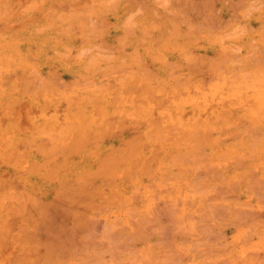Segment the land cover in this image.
I'll return each instance as SVG.
<instances>
[{
    "label": "rangeland",
    "instance_id": "374dc122",
    "mask_svg": "<svg viewBox=\"0 0 264 264\" xmlns=\"http://www.w3.org/2000/svg\"><path fill=\"white\" fill-rule=\"evenodd\" d=\"M243 1L0 0V221L2 214L7 216L9 209L11 210L12 205L18 201L22 202L25 199V202L29 200L30 203L33 200L31 201L29 197L45 198L44 190L51 183L63 184L62 187H64L76 182L80 179L76 176L81 177L84 171H87V174L88 170L93 168V160L97 156L106 157L108 156L106 154H109V157L115 158L117 164L110 173L101 175L105 179L111 176V180L107 179L109 184L115 183L109 185L105 181L107 184L105 185L104 179L101 177H97V181H95L97 185L100 183L102 185L98 186L100 193L97 190L98 195L94 197L93 201H96V204L97 202L98 204L105 203L104 206H107L105 209L99 204L100 211L98 213L93 212V209L90 210L93 213L92 216L95 215L93 220L94 218L99 220L96 223H99L100 234L97 232L96 238L97 235H100L98 239H104V236L109 233L108 230L106 231L107 228L113 230L112 233L118 234L126 223L128 227H123L120 232L133 226L135 221H138V219L136 220L138 216H144L147 207L146 204L143 207V203H147V200L153 206L150 208L156 210L162 206L160 203L163 200L161 201V199H167L166 202H162L165 209L169 207L167 211L177 208L178 210L184 209L186 213L175 220L174 217L168 219L167 215H164L162 218L167 217L164 222L162 221L164 219L160 220L161 216H159L160 218L152 217L151 212L150 227L153 229L155 227L157 232L166 227L165 231L155 232V238H159L160 243L163 240L162 244H158L162 247L160 250L161 259L165 257L162 260H169L172 256L169 260L171 263L175 261V257L178 258H176L177 263L180 262L181 257L176 255V246L173 245L175 240L180 242L178 250L181 249V253L182 250L187 253H184L186 256L183 257V261L187 262L188 259L189 264H191L190 261H193V256L200 253L199 249H203L204 246L211 247L210 251L222 252L224 255L222 254L221 259L229 260L234 264H244L245 259L257 257L256 254L264 255V186H262L264 185V0ZM189 4L192 5L189 6ZM191 6L193 8L188 9ZM232 6L234 9L231 8ZM215 10L216 13H210ZM177 32L179 33L177 34ZM191 57L198 58V60L201 57V61L202 59L204 61L203 67L200 69L199 63L194 67L190 63ZM188 60L192 67L187 65ZM208 65L209 67H206ZM142 68L148 70L142 71ZM197 70H200L201 73ZM36 73L38 74L35 75ZM240 74H243L241 81L239 80ZM207 75L209 77H206ZM42 76H44L43 82L41 81ZM144 78L147 79L144 81ZM28 79L33 83L31 84ZM46 79L50 81L45 82ZM142 81L147 82L148 87ZM182 81L184 82L178 84ZM158 97L160 99L156 101ZM148 99L150 104L145 109ZM258 108L259 110L256 111L255 109ZM131 113L133 114L131 115ZM153 117L155 120L152 119ZM111 121L112 123H110ZM89 125L92 129H89L90 131L89 127L86 129V126ZM158 125L159 129L163 128L160 130L161 133L163 131L170 137L164 136V134L161 137L160 134L159 138L151 137V135L145 138L144 130L145 133L148 130H153L154 133ZM182 127L186 130H183ZM243 128L247 131H244ZM200 131L201 133H199ZM102 132L107 133L104 134L105 136L99 135ZM187 132L188 136H186ZM203 132L205 135L202 134ZM254 132L258 136L257 138L254 136ZM136 133L141 135L138 134L134 137ZM96 135L98 139H94L96 144L92 145L95 142L92 136ZM183 135L185 136L181 138ZM186 137L190 138L186 140ZM200 140H203L201 143L204 142V144L199 148V144L196 143H200ZM130 150H133L134 153H131L132 160L128 161L126 152ZM180 155L183 156V159L185 156H189L191 161L189 157H187L188 160L187 158L183 160L182 157H179ZM91 156H95L94 159ZM179 158L181 159L179 163H175ZM136 161L140 165L142 163L146 165L149 162L146 167L152 166V164L155 167L152 166L153 170H148V173H142L143 171L140 172L141 166L139 168ZM43 162H46L48 167H41ZM90 162L91 166H88ZM133 163L138 166L137 170ZM196 164L198 165L196 166ZM204 164L205 166L208 164V166L205 167ZM133 168L136 171H133ZM181 168H184L183 171ZM199 168L201 169L199 170ZM48 169L53 170L51 172ZM78 169L81 174L77 171ZM214 170H217V174ZM123 171L126 174L122 176L120 174ZM113 173L120 174L113 176ZM129 173L131 175L134 173L133 177H130ZM219 174L220 177L217 178ZM240 178L243 179L240 180ZM249 179L254 182L250 183ZM231 182L233 183L231 184ZM147 183H151L149 185L152 187H147ZM211 185L213 186L211 187ZM216 188H219L221 192L219 190L217 192ZM137 189V192L140 193L136 192ZM132 191L140 195H136ZM81 193L90 194L88 191L85 193L84 188ZM109 193L111 195L108 196ZM132 193L136 196H133ZM257 193L260 195L258 196ZM154 194H157L158 198L154 197ZM212 194L216 195L215 198L211 197ZM6 195H8L7 198ZM102 195L106 200L102 198ZM151 195L152 197H149ZM205 196L207 197L205 198ZM85 197L90 198L91 196L86 195ZM122 197L123 199H121ZM209 197L212 198H210L212 201L207 199ZM153 198L154 201H151ZM204 199L207 200L204 202ZM108 200L111 202L109 203ZM194 201L198 202L193 204ZM86 202L89 205L88 208H91L93 204L92 202L89 204L90 199L86 201L82 199L79 204L84 207ZM215 202L217 205L221 203L226 206L225 204H227V217L223 218L222 224L220 223L224 227L219 225L226 236L223 235L224 238L217 237L221 238V241H225L224 243L227 242L223 243L225 250L219 240L215 245L213 241L208 244L206 240H202L199 243L197 239L199 243L196 244L197 246H189L191 241L186 240L189 236L185 239L181 238L183 235L187 236L184 233L187 232L185 229L192 226L191 229L198 228L207 222L208 218L204 221L200 217L204 212H210L209 207L210 205L212 207ZM205 203L210 205L207 207L208 204L205 205ZM193 205H195L194 209H191ZM170 206L175 208L170 209L172 208ZM131 207L134 209V215L133 212H129ZM242 207H248L249 214L246 215L244 214L246 212H243L244 216L238 218L239 215L236 216L235 210L246 211L247 208ZM149 210L148 206L147 212ZM87 213L89 212L87 211ZM193 214L196 215L195 218L192 217ZM245 215L248 221L244 219ZM254 215H257L254 221L249 222L250 217L252 219ZM256 217H260L259 220ZM180 220L183 222L185 220L186 223L183 224ZM177 221H180L179 224L182 223L178 225ZM69 222L66 223L72 225V222ZM171 222L174 223L172 227ZM175 222L178 226L182 225L183 227L174 226ZM260 222L261 227L259 228ZM1 223L0 255L4 259L0 257L2 258L0 264H12L13 260L17 258L15 263L24 264L22 253L26 249H23L22 246L25 242L20 241L22 234L18 224L15 223L11 230L5 233ZM121 223L125 224L122 226ZM113 225L114 227H112ZM167 226H170L169 229L173 230V233ZM249 226L250 228H248ZM174 227L178 228L177 231H174ZM256 227L258 231L255 230ZM71 230L72 228L69 226L67 231L71 233L70 235L76 234L80 239L81 233ZM166 231L170 232L171 239H168L167 235L165 237ZM192 233L196 236V232ZM155 238L154 240H156ZM179 238L185 241L179 240ZM103 239L99 240L103 242ZM165 239H168L169 242L167 240L165 242ZM246 239H249L248 242ZM3 242L4 245H2ZM98 243L96 242L97 245ZM165 243L172 244L173 248H170L169 244L166 246ZM76 247H79V250L77 249L79 253L72 249L71 253L67 252L70 257H56L57 264H90V258L97 264V260L104 256H101L102 252L100 255L97 254L99 257L94 256L100 247L102 249L100 244L98 249H94L95 246L92 247L94 250L91 251L93 252L86 248L89 250L87 252L84 249L85 246L82 245ZM101 249L97 252L99 253ZM102 251L110 253L107 257V253L104 256L108 258V261L114 259L111 257V252L103 249ZM250 251L252 253L255 251V255H252ZM189 253L192 254L190 259L189 257L185 259ZM15 254H18L17 257L12 258L15 257ZM66 254L64 255L66 256ZM128 255V253L123 255L124 264H130ZM93 258L95 260H92ZM34 261L36 262V260ZM98 261L102 262V260ZM115 262H117L116 259L110 264H115ZM119 262L118 264L123 263ZM38 263L40 264V261ZM161 263L166 264L165 261L160 260Z\"/></svg>",
    "mask_w": 264,
    "mask_h": 264
},
{
    "label": "bare ground",
    "instance_id": "6f19581e",
    "mask_svg": "<svg viewBox=\"0 0 264 264\" xmlns=\"http://www.w3.org/2000/svg\"><path fill=\"white\" fill-rule=\"evenodd\" d=\"M187 1H189V0H187ZM212 1H214V0H212ZM239 1V0H238ZM241 1V0H240ZM245 1V0H244ZM243 1V2H244ZM211 2V1H210ZM209 2V3H210ZM234 2H235V0H234ZM190 3V2H189ZM209 3H208V6H210L209 5ZM203 4V3H202ZM231 4H232V2H231ZM236 4V3H235ZM241 4V3H240ZM243 4V3H242ZM190 5H192V4H189V6ZM194 5H196V3H194ZM204 5H206V4H204ZM212 5H213V2H212ZM212 5H211V7H212ZM183 7H184V5H182ZM199 6V5H198ZM207 6V5H206ZM207 6V7H208ZM238 6H239V4H238ZM241 6V5H240ZM188 7V6H187ZM203 7H205V6H203ZM206 7V8H207ZM229 7V6H228ZM185 8V7H184ZM191 8H193L192 6L190 7V8H188V9H190L191 10ZM195 8V7H194ZM199 8H201V7H199ZM214 8V7H213ZM231 8H233L234 9V6H232ZM235 8H236V6H235ZM203 9V8H202ZM247 9V8H246ZM183 10V9H182ZM208 10V9H207ZM212 10V9H211ZM204 11V10H203ZM209 11V10H208ZM218 11V10H217ZM236 11V10H235ZM189 12V11H188ZM188 12H186V13H188ZM211 12H215L216 13V10L215 11H210V13ZM214 13V14H215ZM232 14H235V13H233V12H231ZM248 13V12H247ZM205 14V13H204ZM204 14H202V15H204ZM207 14V13H206ZM221 15V14H220ZM241 15V14H240ZM209 16V15H208ZM212 16V15H211ZM215 16V15H214ZM231 16H233V15H231ZM220 17V16H219ZM230 17V16H229ZM221 18V17H220ZM232 18H234V17H232ZM177 19V18H176ZM178 20H179V18H178ZM184 20V19H183ZM214 20V19H213ZM222 20H223V17H222ZM226 20H228V19H226ZM230 21V20H229ZM215 22V21H214ZM225 22V21H224ZM210 23V22H209ZM208 23V24H209ZM228 23V22H227ZM211 24H213V23H211ZM218 24V23H217ZM220 24V26H221V23H219ZM224 25H226V24H224ZM249 25V24H248ZM209 26V25H208ZM216 26V25H215ZM222 27V26H221ZM174 31V30H173ZM181 31V30H180ZM189 32V31H188ZM179 32H177V34H178ZM181 33V32H180ZM177 34H176V36H177ZM191 40V39H190ZM252 44V43H251ZM176 45V44H175ZM256 46H257V44H256ZM258 47V46H257ZM254 48H256V47H254ZM259 50V49H258ZM255 52V51H254ZM251 53V52H250ZM253 53V52H252ZM184 54V53H183ZM186 54V53H185ZM187 55V54H186ZM225 55V54H224ZM261 56L263 55V53L262 54H260ZM244 56H246V55H244ZM187 57V56H186ZM192 57H193V55H192ZM191 57V58H192ZM225 57V56H224ZM257 57V56H256ZM188 59V58H187ZM186 59V60H187ZM213 59V58H212ZM237 59V58H236ZM214 60V59H213ZM191 61V62H190ZM190 61L188 60V62H187V65L189 66V67H192V65H194V67L195 66H198L199 65V68L200 67H203L202 66V64L204 63V61H203V59H202V61H201V57H200V59L198 60V58H192V59H190ZM194 61V62H193ZM198 61V62H197ZM223 61V60H222ZM233 61V60H232ZM237 61V60H236ZM235 61V62H236ZM192 64V65H190V63ZM210 62V61H209ZM235 62H232V63H235ZM121 63V62H120ZM194 63V64H193ZM197 63H199L198 65H196ZM219 63V62H218ZM222 63V62H221ZM123 64V63H122ZM212 64V63H211ZM186 65V64H185ZM210 65V64H209ZM209 65L208 66H206V67H209ZM218 65V64H217ZM220 66V65H219ZM115 67V66H114ZM118 67H119V64H118ZM216 67V66H215ZM117 68V67H116ZM120 68V67H119ZM119 68H117L118 70H119ZM123 69H125L124 67H122ZM121 68V69H122ZM234 68V67H233ZM143 69V68H142ZM192 69V68H191ZM201 69V68H200ZM235 69V68H234ZM33 70V69H32ZM126 70V69H125ZM145 70H148V69H143L142 71H145ZM122 71V70H121ZM124 71V70H123ZM141 71V72H142ZM191 71V70H190ZM194 71V70H193ZM198 71V70H197ZM200 71V70H199ZM198 71V72H199ZM205 71V70H204ZM207 71V70H206ZM103 73V72H102ZM116 73V72H115ZM118 73H120V72H118ZM117 73V74H118ZM127 73V72H126ZM193 73V72H192ZM199 73H201V72H199ZM244 73V72H243ZM38 73H36L35 75H37ZM53 74V73H52ZM113 74V73H112ZM132 74V73H131ZM141 74H143V73H141ZM243 74H240V78H239V80L240 79H242L241 78V76H242ZM18 76V75H17ZM26 76V75H25ZM141 76V75H140ZM139 76V77H140ZM27 77H29V76H27ZM43 77L44 76H42V79H41V81L43 80ZM125 77V76H124ZM150 77V76H149ZM206 77H209L208 75L206 76ZM212 77V76H211ZM210 77V78H211ZM37 78V77H36ZM35 78V79H36ZM148 78V77H147ZM147 78H144V81L147 79ZM174 78V77H173ZM176 78V77H175ZM210 78H209V80H210ZM30 79V78H29ZM29 79H28V81H29ZM34 79V80H35ZM120 79V78H119ZM177 79V78H176ZM18 80H20V79H18ZM49 79H46V81L45 82H47ZM122 80V79H121ZM140 80V79H139ZM141 80H143L142 78H141ZM141 80H140V82H141ZM181 80H183V79H181ZM203 80L205 81V79L203 78ZM26 82H27V80H25ZM39 81V80H38ZM50 81V80H49ZM48 81V82H49ZM105 81V80H104ZM179 81V80H178ZM187 81V80H186ZM241 81V80H240ZM243 81V80H242ZM29 82H31V84L33 83V81H29ZM43 82V81H42ZM44 82V83H45ZM132 82V81H131ZM143 82V81H142ZM151 82V81H150ZM154 82H156V80H154ZM184 81H182V82H178V84L179 83H183ZM188 82H190V81H188ZM90 83V82H89ZM125 83H126V80H125ZM144 83V82H143ZM27 84V83H26ZM88 84V83H87ZM106 84V83H105ZM121 84V83H120ZM136 84H137V82H136ZM147 84V82L146 83H144V85L145 86H147L148 87V85H146ZM185 84V83H184ZM132 85H133V83H132ZM152 85V84H151ZM150 85V88L152 87ZM193 85V84H192ZM141 86V85H140ZM93 87V86H92ZM133 87H134V85H133ZM132 87V88H133ZM31 88V87H30ZM100 88V87H99ZM144 88V87H143ZM170 88V87H169ZM38 89V88H37ZM131 89V88H130ZM133 90H135V89H133ZM132 90V91H133ZM145 90V89H144ZM146 90H148V88H146ZM145 90V91H146ZM153 90V89H152ZM101 91V90H100ZM105 92V91H104ZM103 92V93H104ZM102 93V94H103ZM107 93V92H106ZM151 94V93H150ZM100 96H101V94H100ZM143 96V95H142ZM146 96V95H145ZM124 97V96H123ZM144 97V96H143ZM178 97V96H177ZM153 99V98H152ZM158 99H160L159 97L157 98V100L156 99H153V100H156V101H158ZM263 100H264V98H263ZM146 101V100H145ZM149 101V99L147 100V105H146V108L145 109H147L148 108V106H149V104H150V102H148ZM154 103V102H153ZM232 103H234L233 101H232ZM135 106V105H134ZM251 106V105H250ZM136 107H138V106H136ZM135 107V108H136ZM137 109V108H136ZM144 109V107L142 108V110ZM256 111L257 110H259V108L258 109H255ZM135 111V110H134ZM145 111V110H144ZM147 113V112H146ZM133 113H131V115H132ZM166 114V113H165ZM229 116V115H228ZM174 117V116H173ZM176 117V116H175ZM244 117V116H243ZM115 118V117H114ZM118 118V117H117ZM242 118V117H241ZM153 120H155L154 119V117L152 118ZM174 119V118H173ZM176 119V118H175ZM244 119V118H243ZM114 121V120H113ZM122 121V120H121ZM245 121V120H244ZM120 122V121H119ZM153 122V121H152ZM152 122H150V123H152ZM235 122V121H234ZM84 123V122H83ZM110 123H112V121L110 122ZM236 124V123H235ZM174 125V124H173ZM172 125V126H173ZM233 125V124H232ZM248 125V124H247ZM171 126V127H172ZM237 126V125H236ZM89 127V128H88ZM91 127V125H89V126H86V129L88 128V130L89 129H91L90 128ZM111 127V126H110ZM109 127V128H110ZM161 127V126H160ZM170 127V126H169ZM177 127V126H176ZM179 127V126H178ZM184 127V126H183ZM182 127V128H183ZM192 127V126H191ZM252 127V126H251ZM126 128V127H125ZM253 128V127H252ZM94 129V128H93ZM147 129V128H146ZM152 129H154L155 130V128H152ZM163 129V128H162ZM162 129H159V125H158V127H157V129L154 131V133H153V130H151V131H146V133H145V130H144V136H145V138H148V137H150V135H151V137L153 136V137H160V134H161V137L163 136V134H164V136H168V137H170L169 135H167L166 133H163V131H162V133H161V131L160 130H162ZM171 129H173V128H171ZM185 128H183V130H184ZM195 129H196V127H195ZM213 129V128H212ZM244 129V128H243ZM259 129V128H258ZM92 130V129H91ZM105 130V129H104ZM186 130V129H185ZM250 130H251V128H250ZM90 131V130H89ZM88 131V132H89ZM94 131V130H93ZM103 131V130H102ZM106 131V130H105ZM109 131V130H108ZM110 131H111V129H110ZM113 131H114V129H113ZM171 131V130H170ZM196 131V130H195ZM244 131H247V129L245 130L244 129ZM255 131H257V130H255ZM92 132V131H91ZM90 132V133H91ZM152 132V134H150ZM173 132V131H172ZM207 132H209V131H207ZM93 133H95V132H93ZM107 132H102V133H100L99 135H102L103 134V136H105L104 134H106ZM118 133V132H117ZM121 133V132H120ZM174 133V132H173ZM186 133V132H185ZM199 133H201V131L199 132ZM205 132H203L202 134L203 135H205L204 134ZM248 133H249V131H248ZM141 135V134H143L142 132H141V134L140 133H136L135 135H134V137L136 136V135ZM166 134V135H165ZM209 134V133H208ZM207 134V135H208ZM254 134H255V132H254ZM120 135V134H119ZM189 134H188V132H187V134H186V136H188ZM185 135H183V136H181V138L182 137H184ZM256 138L258 137V136H256V134L254 135ZM93 137V141H95L92 145H94V144H96V140H94V139H98L97 138V135L94 137V136H92ZM92 137H91V139H92ZM100 137V136H99ZM120 137H122V135H120ZM126 137V136H125ZM190 137H192V136H190ZM189 137V138H190ZM201 137V136H200ZM203 137V136H202ZM201 137V138H202ZM209 137V136H208ZM262 137V136H261ZM264 137V136H263ZM84 138V137H83ZM141 138H142V136H141ZM187 138L188 137H186V140H187ZM188 138V139H189ZM81 139V138H80ZM121 139V138H120ZM119 139V140H120ZM127 139V138H126ZM196 139V138H195ZM253 139H255V138H253ZM259 139V138H258ZM128 140V139H127ZM126 140V141H127ZM130 140V139H129ZM140 140V139H139ZM165 140V139H164ZM182 140V139H181ZM198 140V139H197ZM99 141V140H98ZM122 141V140H121ZM126 141H125V143H126ZM201 141H203V140H200V143H196V144H199V148L200 147H202V145L204 144V142H202L201 143ZM78 142V141H77ZM113 142V141H112ZM135 142H136V144H137V141L135 140ZM134 142V143H135ZM209 142V141H208ZM105 143V142H104ZM210 143V142H209ZM200 144H201V146H200ZM206 144V143H205ZM104 144L102 143V146H103ZM111 146V145H110ZM113 146V145H112ZM147 146V145H146ZM196 146V145H195ZM130 147H132L131 146V144H130ZM192 147V146H191ZM194 147V146H193ZM204 147V146H203ZM134 148V147H133ZM139 148V147H138ZM141 148V147H140ZM47 149V148H46ZM192 149V148H191ZM90 150V149H89ZM102 150V149H101ZM135 150V149H134ZM97 151V150H96ZM44 152V151H43ZM133 152V150H130V151H127L126 153V159L129 161V160H132V153ZM175 152V151H174ZM195 152H196V150H195ZM195 152H194V154H195ZM201 152H202V150H201ZM69 153V152H68ZM92 153V152H91ZM93 153H95V152H93ZM134 153V152H133ZM136 153V152H135ZM169 153V152H168ZM197 153V152H196ZM105 154V153H104ZM154 154H155V152H154ZM198 154V153H197ZM238 154V153H237ZM95 155V154H94ZM102 155V154H101ZM106 155H108V156H106V157H102V156H97L95 159H94V157L93 156H91V157H93V168L91 169V170H88V173L86 174V172L87 171H84L83 173H85V175H83V173H82V176L81 177H77L76 176V178H80L79 180H77L76 182H72L71 184H69V185H65L64 187H62V185L63 184H61V185H57V184H55V183H51V184H48L49 186H48V188L47 189H45L44 190V195L46 196L45 198H43V199H40V198H36L35 196H33V197H35V198H33V197H29V199H31V201L33 200V202H28L29 200H27L26 202H25V199H24V201H22V202H20V201H18L17 203H15V205H12V207H11V210L9 209V211L7 212V216L5 215V214H2V217H1V221L0 222H2L1 224H2V229L4 230V232L5 233H8L10 230H11V228L14 226V224L15 223H17L18 224V227H19V230H21V234H22V238H20V241L21 240H23L25 243H24V246H22L23 247V249H26V251L25 252H23L22 253V257L24 256V264H39L38 262L40 261V264H48V263H50V264H54L55 262V264H57L58 263V261L56 260L57 258L56 257H58V258H60V257H62L63 258V256L65 257V258H68V256L70 257V254H68L69 252L71 253V250L73 249V250H75L77 253H79L78 251H77V249L79 250V247L77 248L76 246H78V245H82V246H85V250H86V248H89V250H90V252H93V251H91V250H94V249H98V245L100 244L101 246H102V249L103 250H108V252H111V257H114V259H112V258H109V259H112V260H114L115 261V259H116V261L117 262H115V264L117 263H120L119 261H121V262H123V263H121V264H124L125 262H124V259H123V255H124V253H128L129 255L128 256H130V264H160V260L161 261H165L166 262V264L168 263V264H170L171 263V261H169L171 258H172V256L170 257V259L169 260H162V259H164L165 257H163L162 259H161V257H160V250H161V248L162 247H160L158 244H162V241H161V243L159 242L160 241V239L158 238H155V232H157V229L154 227V229H155V231H154V229L153 228H151L150 227V225H151V221H150V219L149 218H151V216L152 217H155V218H158L159 216H161V218H160V220L161 219H164V220H162V221H164L165 222V219L168 217V219L170 218L171 219V217H174L173 219L175 220V218H181V216L183 215V214H185L186 212H184V209H177V211L175 212V210L176 209H173V208H175V207H172V206H174V205H172V206H170V207H172V208H170V209H173V210H171V211H167V210H169V207H167L168 209H165V205L162 203L163 201H165V200H167V199H161V203L160 204H162V206L164 205V207H158L156 210H154L153 208L151 209L150 207H153L152 205H150L151 203L150 202H148V200H147V203H143V207L145 206V204H146V207H147V210H148V206H149V211L147 212V210H146V212H144L145 211V209H144V211H142V212H144V216L142 217L141 216V214H140V216L141 217H135L136 218V220L138 219V221H135L136 223H134V225L131 223V225H133V226H130L129 224V228L126 230V228L125 229H123L124 231H122V232H120L121 230H122V228L123 227H128L127 226V223L124 225V224H122L121 223V225L123 226V227H121V230L119 231V233L117 234H115V232L114 233H112V231L110 230V229H106V231L107 232H109L106 236H104V239L103 238H99V239H103L104 241L102 242L101 240H99L98 239V237L100 236V235H97V238H96V234H97V232H98V234H100L99 232H100V228H98V227H100L98 224L99 223H96V221L97 220H95V218H94V220H93V216H95V215H93L92 216V212H90V210H92L93 212H99L100 210V206H102L103 208H105L106 209V207L104 206V204L105 203H99V204H101L100 206H99V204H98V202H97V204H96V201L94 202L93 200H95L94 199V197L96 196V195H98L97 194V192L99 191L98 190V186L99 185H102L101 183L99 184V185H97L96 184V182L95 181H97L96 179H97V177H101V179L103 178L102 177V175L101 174H104L105 175V173H110L111 171H112V169H114L115 168V166H116V164H117V162H116V160H115V158L114 157H112L111 155V157H109V154H106ZM135 155V154H134ZM133 155V156H134ZM157 155V154H156ZM182 155H184V154H182ZM182 155H180L179 157H182V159H183V156ZM241 155V154H240ZM239 155V156H240ZM176 156V155H175ZM190 156H192V155H190ZM137 157V156H136ZM152 157H154V156H152ZM187 157H189V156H185V158L184 159H186ZM196 157H197V155H196ZM137 158H139V157H137ZM190 158V157H189ZM200 158V157H199ZM202 159H203V157H201ZM239 158H241V157H239ZM143 159V158H142ZM149 159V158H148ZM151 159V158H150ZM153 159V158H152ZM183 159V160H184ZM236 159H238V157H236ZM136 160V159H135ZM179 160H181L180 158L178 159V162L176 161L175 163H179ZM187 160H188V158H187ZM205 160V159H204ZM231 160V159H230ZM87 161H89V160H87ZM138 161H139V159H138ZM136 161L135 163L139 166V168H140V166H141V170H140V172L141 171H143L142 173H148L151 169L153 170V168L155 167V166H153V164H152V166H153V168H152V166H149V167H146V165H148V163L149 162H147V164L145 165L144 163H142V165H140V163L139 162H141V161ZM149 161V160H148ZM175 161V160H174ZM190 161H191V158H190ZM198 161V160H197ZM200 161V160H199ZM198 161V162H199ZM203 161V160H202ZM201 161V162H202ZM208 161V160H207ZM238 161V160H237ZM241 161V160H240ZM42 162V161H41ZM40 162V163H41ZM48 162H50L49 160H48ZM131 162V161H130ZM143 162V161H142ZM171 162V161H170ZM185 162H187V161H185ZM189 162V161H188ZM193 162H194V160H193ZM206 162V161H205ZM241 162H243V161H241ZM51 163V162H50ZM49 163V164H50ZM132 163V162H131ZM135 163H133V165L135 164ZM139 163V164H138ZM174 163V164H175ZM183 163H184V161H183ZM203 163V162H202ZM226 163H228V162H226ZM126 164V163H125ZM136 164H135V167L134 168H136V170H137V168H138V166H136ZM185 164V163H184ZM210 164V163H209ZM213 164V163H212ZM124 165V164H123ZM133 165H132V167H133ZM154 165H156V164H154ZM161 165V164H160ZM172 165H173V163H172ZM198 164H196V166H197ZM211 165V164H210ZM38 167L40 166V164L39 165H37ZM45 166H47L48 167V164L45 162H43L42 164H41V167H45ZM50 166V165H49ZM78 166V165H77ZM76 166V167H77ZM88 166H91V162L88 164ZM178 166V165H177ZM201 166V165H200ZM204 166H205V164H204ZM206 166H208V164L206 165ZM205 166V167H206ZM238 166V165H237ZM37 167V168H38ZM124 167V166H123ZM158 167H160V166H158ZM181 167V166H180ZM180 167H179V169H180ZM51 168V167H50ZM86 168V167H85ZM84 168V169H85ZM118 168V167H117ZM134 168H133V171H136V170H134ZM188 168V167H187ZM198 168V167H197ZM209 168H210V166H209ZM208 168V169H209ZM257 168V167H256ZM128 169H130V168H128ZM127 169V170H128ZM178 169V170H179ZM182 169V171H183V169L184 168H181ZM190 169V168H189ZM201 168H199V170H200ZM252 169V168H251ZM250 169V170H251ZM39 170V169H38ZM37 170V171H38ZM49 170V169H48ZM51 170V169H50ZM49 170V171H50ZM53 170V169H52ZM52 170H51V172H52ZM56 170V169H55ZM54 170V171H55ZM79 170L80 169H78L77 171L79 172ZM93 170V171H92ZM149 170V171H148ZM194 170H195V168H194ZM199 170H197L198 171V173H199ZM203 170V169H202ZM89 171H92V172H89ZM196 171V172H197ZM215 171V170H214ZM217 171V170H216ZM216 171H215V173H216ZM253 171V170H252ZM51 172H49V174H52ZM81 172V171H80ZM79 172V173H80ZM119 172V171H118ZM124 172V171H123ZM123 172H121V174L120 173H115V174H120V175H124V174H126L125 172L123 173ZM126 172H128V171H126ZM159 172V171H158ZM175 172H176V169H175ZM195 172V173H196ZM256 172V171H255ZM131 173V172H130ZM128 174V175H131V174ZM135 173V172H134ZM134 173L132 174V175H134ZM141 173V174H142ZM174 173V172H173ZM177 174H178V172H176ZM205 173V172H204ZM222 173V172H221ZM252 173V172H251ZM53 174H54V172H53ZM81 174V173H80ZM114 174V173H113ZM115 174L113 175V176H115ZM140 174V173H139ZM217 174V173H216ZM103 175V176H104ZM110 175V174H109ZM119 175V176H120ZM130 176V177H133V176ZM138 175V174H137ZM197 175V177H199L198 176V174H196ZM48 176V175H47ZM46 176V177H47ZM112 176V177H113ZM121 176V177H122ZM250 176V175H249ZM252 176V175H251ZM118 177V176H117ZM120 177V178H121ZM218 177H220V174H219V176H217V178ZM48 178V177H47ZM250 178H252V177H250ZM104 179V182L103 183H105V181H106V183H108L109 184V181L107 180V179H112L111 178V176H110V178H106L105 179V177L103 178ZM122 179V178H121ZM127 179V178H126ZM126 179H125V181H126ZM170 179V178H169ZM172 179V178H171ZM170 179V180H171ZM195 179V178H194ZM197 179V178H196ZM199 179V178H198ZM206 179V178H205ZM243 179V178H242ZM241 178H240V180H242ZM259 179V178H258ZM123 180H124V177H123ZM123 180H121V181H123ZM193 180V179H192ZM38 181H40V180H38ZM72 181V180H71ZM81 181H85L84 183H82ZM130 181H133V180H130ZM166 181V180H165ZM249 181H251L250 179H249ZM261 181V180H260ZM42 182H45V181H42ZM110 182H112V181H110ZM142 182V181H141ZM252 182H254V181H251L250 183H252ZM263 182V181H262ZM105 183V185H107ZM113 183V182H112ZM112 183H110L109 185H111ZM115 183V182H114ZM113 183V184H114ZM124 183V182H123ZM160 183V182H159ZM201 183V182H200ZM214 183V182H213ZM233 182H231V184H232ZM249 183V184H250ZM258 183V182H257ZM65 184V183H64ZM148 184V183H147ZM149 184H151V183H149ZM147 185V187H152L151 185ZM153 184H156V183H153ZM215 184H216V181H215ZM230 184V185H231ZM234 184H235V182H234ZM260 184V183H259ZM159 185V184H158ZM197 185V184H196ZM198 185H199V181H198ZM202 185V184H201ZM205 185V184H204ZM236 185V184H235ZM255 185H256V183H255ZM79 186H83V187H79ZM200 186V185H199ZM213 185H211V187H212ZM218 186V185H217ZM224 186V185H223ZM222 186V187H223ZM249 186V185H248ZM247 186V187H248ZM256 186H258V185H256ZM255 186V187H256ZM260 186V185H259ZM262 186H264V185H262ZM206 187V186H205ZM204 187V188H205ZM209 187V186H208ZM215 187V186H214ZM230 187V186H229ZM231 187H232V185H231ZM83 188H84V192L86 193L87 191L88 192H90V194H85L84 195V193H81V190H83ZM138 188H141V187H139L138 186ZM166 188V187H165ZM164 188V189H165ZM174 188V187H173ZM200 188V187H199ZM207 188V187H206ZM225 188V187H224ZM233 188V187H232ZM251 188V187H250ZM253 188V187H252ZM158 189V188H157ZM196 189H197V187H196ZM212 189V188H211ZM217 189V188H216ZM226 189V188H225ZM98 190V191H97ZM142 190V189H141ZM141 190H139V191H141ZM158 190H160V189H158ZM206 190V189H205ZM218 190H219V188L217 189V192H218ZM235 190V189H234ZM255 190H257V189H255ZM138 191V189L136 190V192ZM196 191V190H195ZM200 191V190H199ZM198 191V192H199ZM210 191V190H209ZM220 191V190H219ZM231 191V190H230ZM254 191V190H253ZM258 191H260V190H258ZM83 192V191H82ZM132 192H134L135 193V191H132ZM221 192V191H220ZM225 192V191H224ZM98 193H100V191L98 192ZM124 193V192H123ZM137 193H140V192H137ZM156 193H158V192H156ZM206 193V192H205ZM212 193V192H211ZM118 194V193H117ZM116 194V195H117ZM136 194V193H135ZM133 195V193H132V195L133 196H136V195H140V194H136V195ZM179 194V193H178ZM210 194V193H209ZM216 194V193H215ZM220 194V193H219ZM218 194V195H219ZM226 194V193H225ZM225 194H223V195H225ZM228 194V193H227ZM254 194H256L255 192H254ZM258 194V193H257ZM86 195H89V196H91L90 198H86L85 196ZM109 195H111V193H109L108 194V196ZM157 195V194H156ZM155 194H154V197L156 196ZM182 195V194H181ZM204 195V194H203ZM217 195V194H216ZM216 195H211V197H213L214 196V198H215V196ZM232 195V194H231ZM260 194H258V196H259ZM7 196L8 195H6V198H7ZM25 196V195H24ZM99 196H101V195H99ZM103 196V195H102ZM117 196H119V197H121V195H117ZM142 196V195H141ZM158 196V195H157ZM156 196V198H158ZM208 196V195H207ZM207 196H205V198L207 197ZM262 196V195H261ZM112 197V196H111ZM138 197H140V196H138ZM149 197H152V195L151 196H149ZM164 197H166V196H164ZM180 197V196H179ZM199 197V196H198ZM204 197V196H203ZM211 197H209V198H207V199H209L210 200V198ZM218 197V196H217ZM228 197V196H227ZM237 197V196H236ZM257 197V196H256ZM33 198V199H32ZM47 198V199H46ZM102 198H104L105 199V196H103ZM137 198V197H136ZM135 198V199H136ZM143 198V197H142ZM161 198V197H160ZM169 198H171V197H169ZM172 198H173V196H172ZM189 198V197H188ZM193 198V197H192ZM202 198V197H201ZM232 198V197H231ZM235 198V197H234ZM258 199H261L260 197H257ZM4 199V198H3ZM21 199V198H20ZM82 199H85V201L87 200V199H90V202H89V204L92 202V204L93 205H91L92 207L91 208H88L89 207V205H88V203L86 202V204H84L85 202H84V200H83V204H84V207H83V205L82 206H80V204H79V202H80V200L82 201ZM109 199V198H108ZM118 199V198H117ZM121 199H123V197L121 198ZM149 200H150V198H148ZM180 199H181V197H180ZM187 199V198H186ZM207 199H204V202L207 200ZM212 199V198H211ZM106 200V199H105ZM113 200H115V199H113ZM132 200H133V198H132ZM178 200H179V198H178ZM198 200V199H197ZM124 201H126L125 199H124ZM131 201V200H130ZM151 201H154V198H153V200L151 199ZM156 201V200H155ZM170 201V200H169ZM180 201V200H179ZM210 201H212V200H210ZM214 201V200H213ZM108 202L110 203L111 201L110 200H108ZM166 202V201H165ZM168 202V201H167ZM175 202V201H174ZM187 202V201H186ZM195 202H198V201H194V202H192L193 204L195 203ZM20 203H22V204H24V205H22V204H20ZM95 203V204H94ZM139 203V202H138ZM137 203V204H138ZM159 203V202H158ZM176 203V202H175ZM187 203H189V202H187ZM218 203V202H217ZM222 204H223V201L221 202ZM219 204V205H217L216 204V202L214 203V205H212V207H211V205L209 204V203H205V205H207V207L210 205V207H209V210H210V212H204V214L200 217V219L201 220H204V221H206L207 220V222H205L204 224H201V226L200 227H198V228H196V227H194L193 229H191L190 227L188 228L187 227V225H186V227L188 228H186L185 229V231L187 230V232H184V233H186V237H184V235H183V237L181 236V238H187L188 236H189V238L188 239H186V240H189V241H191V242H189L190 244H189V246H195L196 244H199L202 240H206V243H210L211 241H213V243L215 244V245H217V240H219V242L221 241L220 239L221 238H224L226 235V233L223 231V227L224 226H222L221 224H222V221L224 220V219H226V217H227V204H225L226 206H224V205H222V204ZM228 203V202H227ZM135 204H136V202H135ZM154 204H155V202H154ZM191 204V203H190ZM197 204V203H196ZM139 205V204H138ZM141 205H142V203H141ZM158 205V204H157ZM181 205V204H180ZM9 206V205H8ZM86 206V207H85ZM168 206H169V204H168ZM194 206L195 205H193L192 207L193 208H191V209H194ZM233 206V205H232ZM94 207V208H93ZM122 207V206H121ZM206 207V206H205ZM226 207V208H225ZM156 208V207H155ZM181 208V207H180ZM242 208H247L246 209V211L244 210V211H240V210H243V209H240V210H235V214H236V216H238L239 215V217L238 218H241L242 217V215H243V212H246V213H244V214H246L247 215V210H248V207H242ZM200 209V208H199ZM232 209H234V208H232ZM255 209V208H254ZM103 210V209H102ZM108 210V209H107ZM110 210V209H109ZM140 210V209H139ZM183 211V212H181V211ZM204 210H205V208H204ZM87 211L89 212V213H87ZM173 211V212H172ZM195 211V210H194ZM201 211V210H200ZM251 211V210H250ZM253 211V210H252ZM19 212H20V214H19ZM130 213H132L133 212V215H134V209L131 207V209H130V211H129ZM151 212H152V215H151ZM191 212V211H190ZM190 212H188L189 214H191ZM242 214H241V213ZM18 213V214H17ZM241 214V216H240V214ZM258 213V212H257ZM256 213V214H257ZM116 214V213H115ZM155 214V215H154ZM225 214V215H224ZM249 214V213H248ZM254 214V213H253ZM148 215V216H147ZM164 215H167V217H163L162 218V216H164ZM194 216H192V217H196V215L195 214H193ZM246 215H245V220L246 221H248V218H246ZM96 216H97V214H96ZM198 216V215H197ZM204 216V218H202ZM234 216V215H233ZM244 216V215H243ZM255 216H257V215H254L253 216V218L251 219V217H250V219H249V222H252V221H254V218H255ZM9 217V218H8ZM116 217V216H115ZM130 217H132V215H130ZM192 217H190L191 219H192ZM261 217V216H260ZM260 217H256V219L258 218V220H259V218ZM103 218V217H102ZM193 218V219H194ZM198 218V217H197ZM206 218H208V219H206ZM222 218V219H221ZM224 218V219H223ZM234 218H236V217H234ZM131 219V218H130ZM133 219V218H132ZM131 219V220H132ZM154 219V218H153ZM173 219H172V221H173ZM183 219H185V218H183ZM190 219V220H191ZM206 219V220H205ZM243 218H242V220H244ZM255 219V220H256ZM19 220H20V223H19ZM135 220V219H134ZM133 220V221H134ZM69 221H71L72 222V225H70L69 223ZM101 221V220H100ZM147 221H148V223H147ZM149 221H150V223H149ZM161 221V222H162ZM180 221H182V220H180ZM179 221V222H180ZM187 221V220H186ZM209 221V222H208ZM210 221H211V223H210ZM221 221V222H220ZM66 222H69V223H66ZM97 222H99V220L97 221ZM102 222V221H101ZM104 224L106 223L105 222V219H104ZM174 222V221H173ZM173 222H171L172 224H171V227L173 226ZM178 222V221H177ZM177 222H175V224L176 225H174V226H177V227H181V226H178V225H180L179 224V222H178V225H177ZM184 222H185V220H184ZM183 222V224H185ZM196 222V221H195ZM218 222H219V224H218ZM225 222V221H224ZM232 222V221H231ZM263 222V221H262ZM221 223V224H220ZM234 223V222H233ZM259 223V222H258ZM69 224V226H71V228H72V230L76 233V231H79L80 233H81V237H80V239H78L77 238V236H76V234H74V235H70L71 233H69L67 230H69V226H67ZM116 224V223H115ZM154 224V223H153ZM159 224V223H158ZM166 224V223H165ZM165 224H163V225H165ZM239 224H241V223H239ZM117 225V224H116ZM120 225V226H121ZM222 226V228L220 227V226ZM65 226H67V227H65ZM107 226H108V224H107ZM156 226H158V225H156ZM189 226V225H188ZM251 226V225H250ZM250 226L248 227V228H250ZM253 226V225H252ZM258 226V225H257ZM110 227V226H109ZM112 227H114V225L112 226ZM112 227H111V229H112ZM159 227V226H158ZM162 227V226H161ZM170 227V226H169ZM169 227L167 226V228L169 229ZM183 227V226H182ZM181 227V228H182ZM261 227V222H260V226H259V228ZM67 230H66V229ZM117 228V227H116ZM160 228V227H159ZM166 227H164V229L163 230H160V231H158V232H161V231H165L166 229H165ZM257 228V227H256ZM160 229H162V228H160ZM174 229V231H177L176 229H178V228H173ZM180 229V228H179ZM254 229V228H253ZM71 230V231H72ZM171 229H169V231H170ZM255 230H257L258 231V228L257 229H255ZM70 231V232H71ZM111 231V232H110ZM169 231H166V233L164 234L165 235V237H167V236H169L170 237V232H172L173 230H171L170 232ZM179 231V230H178ZM203 231H205L206 233H204ZM237 231V230H236ZM248 231H253V230H248ZM78 232V233H79ZM116 232H118V231H116ZM157 232V233H158ZM192 232H196V236H194V234L192 233ZM256 232V231H255ZM77 233V234H78ZM104 233H105V230H104ZM173 233V232H172ZM171 233V234H172ZM181 234V232H178V234ZM223 233V234H222ZM261 234H263V233H261ZM8 235V234H7ZM123 235H124V239H123ZM167 235V236H166ZM223 235H225V236H223ZM101 236H102V234H101ZM122 236V237H121ZM221 237V238H217V237ZM159 237V236H158ZM168 237V239H171V237L169 238ZM179 237H180V235H179ZM261 237V236H260ZM154 238L156 239V240H154ZM177 238V237H176ZM242 238V237H241ZM252 238V237H251ZM96 239H98V240H96ZM168 239H165V242H166V240H167V242H169L168 241ZM178 239V238H177ZM184 239H180L179 238V240H182V241H185ZM194 239H196V240H193ZM197 239L199 240V243H198V241H197ZM82 240H84V241H82ZM96 240V241H95ZM215 240V241H214ZM225 240V239H224ZM247 240V239H246ZM249 240V239H248ZM248 240H247V242H248ZM94 241H95V243H94ZM96 242L98 243V242H102V243H98V245L96 244ZM203 242H205V241H203ZM216 242V243H215ZM222 243H221V246L223 247V243L225 242H223V241H221ZM2 243V242H1ZM91 243V244H90ZM171 243V242H170ZM180 244V242H178V240H177V242H176V240H175V242H173V245H174V247H175V249L177 250V252H176V255L178 256V257H181V259H179L180 260V262H178L177 263V261H176V258L177 257H175L174 259H175V261H173V262H175V263H173V264H189V261H188V257H189V259H190V257H191V255L192 254H190V256H189V254H188V256L185 258V259H187V262H184L183 261V257H185L186 256V252H183V250H182V253L184 254V253H186V254H182L181 253V249L180 250H178L179 248H177V247H179V244ZM182 243V242H181ZM186 243V242H185ZM227 243V242H226ZM226 243H224V244H226ZM166 244V243H165ZM167 244H169V243H167ZM166 244V246H168ZM2 245H4V242H3V244ZM6 245V244H5ZM170 245V244H169ZM172 245V244H171ZM170 245V246H171ZM178 245V246H177ZM201 245V244H200ZM199 245V246H200ZM95 246V247H94ZM197 246V245H196ZM224 246H226V245H224ZM3 247V246H2ZM92 247H94V249L92 248ZM201 247H203V245H201ZM209 246H204V248L203 249H199L200 250V253H198V254H195L194 256H193V261H190L191 262V264H234V263H231L229 260H227V261H225V260H222L221 258H222V256L224 255L222 252L220 253V252H214L213 250H211L210 251V248L211 247H209ZM90 248H92V249H90ZM166 248V247H165ZM170 248H173V246H171ZM197 248H199V247H197ZM213 248H214V246H213ZM221 248V247H220ZM15 249H17V248H15ZM100 249H101V247H100ZM100 249H98V250H100ZM102 249H101V251L98 253L97 251H96V254L94 253V256L96 257H99V255H100V253L102 252V255L101 256H105V254L107 253V251H106V253H104V251H102ZM212 249V248H211ZM216 249V248H215ZM214 249V250H215ZM222 249V248H221ZM223 249L225 250V248L223 247ZM257 249V248H256ZM5 250V249H4ZM3 250V251H4ZM88 250V249H87ZM86 250V251H87ZM88 250V251H89ZM187 250V249H186ZM198 250V251H199ZM261 250V249H260ZM87 251V252H88ZM175 251V250H174ZM193 251V250H192ZM221 251V250H220ZM223 251V250H222ZM242 251V250H241ZM246 251H248V250H246ZM261 251H263V250H261ZM14 252V251H13ZM16 252H17V250H16ZM15 252V253H16ZM68 252V253H67ZM76 252H74L75 254H77ZM81 252V251H80ZM165 252V251H164ZM167 252H169V251H167ZM191 252V251H190ZM244 252V251H243ZM242 252V253H243ZM251 253H252V251H250ZM255 252V251H254ZM254 252L252 253V255L254 254ZM67 253V254H66ZM74 253H72V254H74ZM84 253H86V252H84ZM104 253V254H103ZM166 253V252H165ZM196 253V252H195ZM260 253H262V252H260ZM263 253H264V251H263ZM64 254H66V256L64 255ZM74 254V255H75ZM97 254H99V255H97ZM110 254V253H109ZM108 253L106 254V257L109 255ZM223 254V255H222ZM225 254H226V252H225ZM235 254V253H234ZM7 255V254H6ZM17 255L18 254H15L14 256L15 257H12V258H16L17 257ZM73 255V256H74ZM80 255H84V254H80ZM90 255V254H89ZM92 255V254H91ZM163 255H164V253H163ZM170 255V254H169ZM169 255H168V257H169ZM175 255V254H174ZM175 255V256H176ZM183 255V256H182ZM255 255V254H254ZM257 255V257H255V256H253V257H250V258H247V259H245L244 260V264H264V255H260V254H256ZM77 256V255H76ZM101 257V258H99L98 260H102V262L101 261H98L97 259V264H101V263H103V264H110V263H113L112 262V260L110 261H108V258H106V257ZM141 256V257H140ZM0 257H3V256H1L0 255ZM167 257V256H166ZM174 257V256H173ZM237 257H238V254H237ZM249 257V256H248ZM56 258V259H55ZM105 258V259H104ZM143 258V259H142ZM223 258H226V257H223ZM0 259H2V258H0ZM3 259H4V257H3ZM18 259V258H17ZM17 259L16 260H13L14 262L13 263H15V261L17 262ZM53 259H54V262H53ZM82 259V258H81ZM107 259V260H106ZM122 259V260H121ZM140 259V260H139ZM166 259H168V258H166ZM178 259V258H177ZM21 260V259H20ZM34 260H36V262L34 261ZM87 260V259H86ZM92 260H95V258H93ZM107 261V262H104V261ZM173 260V259H172ZM178 260V261H179ZM5 261V260H4ZM32 261H33V263H32ZM38 261V262H37ZM168 261V262H167ZM53 262V263H52ZM12 263V264H13ZM89 263V262H88ZM91 263H95L96 264V261H91V258H90V264ZM171 263V264H172ZM15 264H17V263H15ZM19 264V263H18ZM71 264V263H70ZM76 264V263H75ZM162 264V263H161Z\"/></svg>",
    "mask_w": 264,
    "mask_h": 264
}]
</instances>
